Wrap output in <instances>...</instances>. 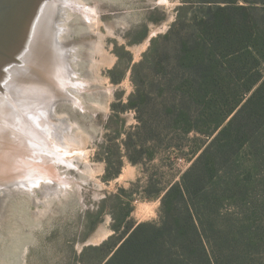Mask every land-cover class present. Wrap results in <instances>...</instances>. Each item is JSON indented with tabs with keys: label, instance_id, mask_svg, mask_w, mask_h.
<instances>
[{
	"label": "trees",
	"instance_id": "1",
	"mask_svg": "<svg viewBox=\"0 0 264 264\" xmlns=\"http://www.w3.org/2000/svg\"><path fill=\"white\" fill-rule=\"evenodd\" d=\"M198 1L189 18L179 8L137 63L116 49L133 85L126 103L118 94L112 104L115 117L134 113L128 160L186 140L191 165L161 197L159 223L127 221L129 204L120 210L123 233L85 250L101 252L100 264L113 253L105 264H264V0ZM109 74L118 83L126 71Z\"/></svg>",
	"mask_w": 264,
	"mask_h": 264
},
{
	"label": "rangeland",
	"instance_id": "2",
	"mask_svg": "<svg viewBox=\"0 0 264 264\" xmlns=\"http://www.w3.org/2000/svg\"><path fill=\"white\" fill-rule=\"evenodd\" d=\"M96 1L86 0L98 6L91 22L84 20L81 12L70 13L67 37L78 46L79 58L73 65L79 76L100 81L88 86L82 92L84 95L81 93L82 100L88 106L105 108L94 111L89 106L91 111L75 112L69 104L61 102L55 113L77 125L73 128L74 138L83 142L84 154L71 160L75 166L64 163L58 166L60 174L70 177L77 186L63 200L52 202L41 219L34 218V207L27 200L11 198L7 224L0 227V264H100L101 252L89 250L84 255L85 250L99 249L111 237L123 233L124 224L116 230L120 210L129 204L127 221L159 223L161 197L191 165V157L185 156L189 153L186 140L179 148L166 144L154 152H145L136 164L131 163L124 140L136 125L134 113L125 111L115 117L112 104L119 102L118 94H122L126 103L133 91L127 57L118 63L116 49L126 46L133 63H137L151 40L170 29L179 8L189 6L190 11L184 13L189 18L199 1ZM143 27L147 28V37L133 43ZM114 68L126 71L118 83L109 74ZM109 88L111 93L105 91ZM107 160L112 162V175L107 172ZM118 161L122 162L121 171L113 176ZM157 191L160 195L153 196Z\"/></svg>",
	"mask_w": 264,
	"mask_h": 264
},
{
	"label": "bare ground",
	"instance_id": "3",
	"mask_svg": "<svg viewBox=\"0 0 264 264\" xmlns=\"http://www.w3.org/2000/svg\"><path fill=\"white\" fill-rule=\"evenodd\" d=\"M96 5L86 0H0V27L18 18L11 41H17L20 24L33 17L21 51L0 78V227L9 216L12 197L27 200L34 207V218L41 219L52 202L61 201L77 186L60 174L58 166L72 167L71 160L84 154L83 142L74 138L76 124L55 113L61 102L75 112L91 111L92 105L81 96L98 80L79 76L73 65L79 58L78 46L67 36L70 13L81 12L91 22ZM0 51L1 65L9 58V50L0 46ZM105 91L112 92L111 88Z\"/></svg>",
	"mask_w": 264,
	"mask_h": 264
},
{
	"label": "water",
	"instance_id": "4",
	"mask_svg": "<svg viewBox=\"0 0 264 264\" xmlns=\"http://www.w3.org/2000/svg\"><path fill=\"white\" fill-rule=\"evenodd\" d=\"M36 3H38V0H36ZM37 5L35 6L36 9ZM30 10V9H29ZM32 12V11H31ZM16 15V14H15ZM32 16H30L24 23L22 22L19 26V33H18V37H17V41L13 42L11 41V34H13L14 31V26H15V21L18 20L17 16L13 17L10 21L11 23H3L2 26L0 27L1 31V36H0V46H7V49L9 50V58L5 61L2 62L0 65V78L2 76H4L6 74V72L10 69V67L13 64V61L15 59V56L21 51L22 47H23V43L26 40L27 37V33L28 30L30 28L31 22H32ZM13 21V22H12ZM6 25H9L8 27H6ZM6 31V32H5ZM4 34V35H3ZM9 44V45H7ZM14 46V47H13ZM13 47V48H11ZM0 53H3L2 51H0ZM3 78V77H2ZM42 183V182H41ZM9 211V210H8ZM10 214V213H9ZM9 218V216H8ZM5 224H7V222L5 221L2 225L5 226ZM90 244L86 245L89 246ZM120 246V245H119ZM118 246V247H119ZM118 249V248H117ZM116 249V250H117ZM114 254V253H113ZM113 254H111L103 264H105L112 256Z\"/></svg>",
	"mask_w": 264,
	"mask_h": 264
}]
</instances>
